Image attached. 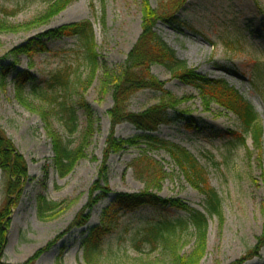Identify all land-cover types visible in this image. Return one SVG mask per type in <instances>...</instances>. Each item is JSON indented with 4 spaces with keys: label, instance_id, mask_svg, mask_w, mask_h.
Here are the masks:
<instances>
[{
    "label": "rangeland",
    "instance_id": "1",
    "mask_svg": "<svg viewBox=\"0 0 264 264\" xmlns=\"http://www.w3.org/2000/svg\"><path fill=\"white\" fill-rule=\"evenodd\" d=\"M54 1L0 0V19L13 29L0 32V65L10 69V51L31 39L60 26L89 21L99 69L84 92L78 87L69 97L78 127L69 138L49 111L48 103L31 95L30 84L22 94L26 102L17 99L13 80L15 73L27 72L41 85L66 63H78L75 39L42 38L48 53L31 59L20 55L16 71L4 80L0 76V130L27 167L21 194L18 199L12 197V204H16L10 206L9 214L4 213L5 243L0 261L87 264L83 241L91 229L101 225L103 210L118 194L147 190L146 184L136 178L133 165L145 155L159 163L168 175L149 192L187 204L207 216L204 254L197 264H233L241 259H248L244 264H264V248L257 246L264 228V0H182V9L175 14L183 23L180 30L162 22L156 24L158 35L178 58L187 62L197 83L171 77L160 66L151 67L152 76L163 84V90L181 101L175 113L183 118L177 124L160 126L152 136L185 148L206 169L209 185L221 201L222 220L207 215L204 197L187 184L168 154L161 150L130 146L111 155L104 166L106 185L102 182L104 176L99 174L111 132L108 111L112 108V87L105 83L109 73L114 74L124 64L141 33L143 0H68L51 18L39 22L38 18L53 7ZM147 4L151 10L159 11L161 3L147 0ZM79 72L85 77L82 66ZM216 81H225L253 107L262 129L260 145H254L247 136L245 146H241L232 136H240L237 118L210 101L206 91L195 88ZM161 96V92L152 90L138 92L131 98L129 110L141 113L157 105ZM79 102L85 105V114ZM46 127L72 144V148L83 144V158L63 178L55 170L52 140ZM113 134L117 140L140 135L127 123L117 125ZM105 188L108 192L104 197ZM39 198L55 206L44 218L38 216ZM6 199L0 170V212ZM95 201L98 202L94 204ZM77 218L81 224L74 226ZM186 218L185 212L171 208H144L121 214L103 237L94 264H174L172 249L158 243L153 249L144 240L146 228L161 221L176 226V252L187 259L195 248L196 237L192 228L179 226Z\"/></svg>",
    "mask_w": 264,
    "mask_h": 264
},
{
    "label": "trees",
    "instance_id": "2",
    "mask_svg": "<svg viewBox=\"0 0 264 264\" xmlns=\"http://www.w3.org/2000/svg\"><path fill=\"white\" fill-rule=\"evenodd\" d=\"M68 0H55L53 7L48 9L44 15L38 18L43 22L51 18ZM163 2V3H162ZM159 11L151 10L147 0L142 3V27L141 33L127 55L123 65L114 74L107 76L106 85L112 87V108L108 111L111 124V132L105 143L102 170L99 176H104L102 182L106 185V174L104 166L111 155H115L130 146L144 145L147 150L164 151L168 154L171 162L183 175L187 184L196 189L204 197V209L207 215L215 216L222 220L221 201L215 190L210 187L206 169L199 164L196 158L185 148L160 140L152 136L157 129L162 126H170L182 121L181 115L175 111L180 106L181 101L163 90V84L152 76L150 69L152 66H160L180 81L195 84L196 77L189 70L187 62L178 58L175 51L171 49L158 35L156 24L162 22L168 26H174L175 30H180L181 20L175 16L183 6L182 0H160ZM11 15L12 13H6ZM13 30L5 20L0 19V32ZM46 40H60L73 38L77 44L78 63H66L60 70L52 73L41 85L35 83L34 79L27 72L15 73L13 86L15 96L24 103L22 98L27 84L32 96L40 98L42 102L49 105V111L60 122L66 136L72 137L77 133V119L75 107L69 102L72 93L81 88V92L86 90L92 83L97 70L99 69V57L96 51V42L92 24L89 21H81L64 26H60L49 31L36 39L29 40L24 46H20L10 51L9 55L13 59V65L9 68L0 65V76L2 80L9 74L16 71L18 57L23 55L28 59L38 54L48 53ZM80 66L85 69V77L80 71ZM108 73H105V75ZM206 87L196 86L207 92L210 101L215 102L221 108L232 113L240 124V136H232L245 146L246 137L249 136L254 145L258 146L262 141V129L259 126L258 117L253 107L225 81H216L205 84ZM152 90L161 92L160 102L141 113H134L129 110L131 98L138 92ZM58 99V100H57ZM50 102V103H49ZM84 114L86 107L79 102ZM90 118V115H89ZM88 118L87 124L90 120ZM48 123V121L46 120ZM127 123L132 125L140 135L130 140H117L114 138L113 130L119 125ZM191 127V125H190ZM52 140V151L54 167L58 175L63 178L73 169L74 165L83 158V144L76 148L72 144L63 141L62 137L53 132L50 127H46ZM136 178L146 184L147 190L140 194H118L113 202L102 212L101 225L91 229L83 241V258L87 264H94L97 260V253L102 246L103 237L112 230L121 214L131 213L144 208L152 210H166L168 208L183 211L187 218L181 221L179 226L192 228L195 232L196 245L192 255L187 259L181 258L176 252L174 237L176 236V226L169 221H161L146 228L144 240L153 249L156 244L167 245L173 250L174 264H197L202 258L205 249V241L208 229L206 214L189 207L187 204L170 199H163L151 192L150 187L158 188V184L168 178L162 166L155 160L143 155L133 163ZM0 170L5 179L7 199L4 208L0 212V256L4 249L5 233L3 222L6 220L4 213L9 214L12 206V197L19 198L21 194V184L27 179V167L21 155H19L10 140H8L0 130ZM156 183L155 185H152ZM108 192L107 188L102 190V196ZM103 197V198H104ZM100 198L99 200H101ZM98 200V201H99ZM98 201H95L96 204ZM37 212L39 218H44L46 214L52 212L55 206L45 199L39 198L37 201ZM16 204V203H15ZM14 204V205H15ZM13 205V206H14ZM264 214V209H263ZM80 218H77L73 225H80ZM257 246L264 248V228L261 237L257 241ZM1 259V257H0ZM248 259H241L233 264H244ZM0 264H5L0 261ZM32 264V260L23 263Z\"/></svg>",
    "mask_w": 264,
    "mask_h": 264
}]
</instances>
